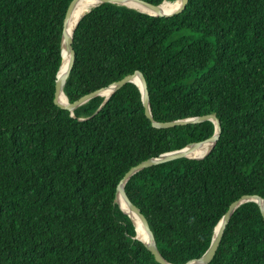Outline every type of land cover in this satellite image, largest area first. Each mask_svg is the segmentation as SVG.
I'll return each instance as SVG.
<instances>
[{
  "label": "trees",
  "instance_id": "1",
  "mask_svg": "<svg viewBox=\"0 0 264 264\" xmlns=\"http://www.w3.org/2000/svg\"><path fill=\"white\" fill-rule=\"evenodd\" d=\"M72 1L0 0V264H161L118 185L139 163L216 131L210 119L154 121L212 113L221 130L205 157L153 164L125 183L163 257L199 258L233 201L264 198V0H189L163 16L104 2L81 18L69 101L141 71L153 118L134 82L73 113L55 102ZM209 264H264L258 202L234 210Z\"/></svg>",
  "mask_w": 264,
  "mask_h": 264
},
{
  "label": "water",
  "instance_id": "2",
  "mask_svg": "<svg viewBox=\"0 0 264 264\" xmlns=\"http://www.w3.org/2000/svg\"><path fill=\"white\" fill-rule=\"evenodd\" d=\"M76 1L77 0H73L71 2L70 6L68 8L66 17H65L64 28H63V37H62V62H61V65H60V68H59V71H58V74H57L56 91H55V102L57 104H59L60 106L71 110V112L73 113V111H74V109L76 107H78L79 105L87 102L90 98H92V97H94L96 95L102 94V95L106 96L105 100H107L112 95V93L115 90H117L119 87L123 86L127 82H134L141 89V92H142V95H143L144 105L146 107L147 115L150 118H153L151 105H150V93H149V89H148V83H147L145 75L141 71H135L134 73H130V74L124 76L123 78L117 80L116 82L112 83L108 87H104L102 89H98L96 91L88 93V94L82 96L79 100H77L75 102H70L69 99H68L67 103H63V102H61L59 100L62 92H65L64 91V86L66 84L67 77H68V75H69V73H70V71H71V69L73 67L74 59H75V51H74V47H73V38H74L75 30L73 31L72 36L69 38L68 34H67V24H68L70 15H71V11H72ZM122 1L123 0H100L99 4L104 3V2H112V3L121 4V5H126V4L122 3ZM135 1H138V2L142 3L145 6H148L149 8L153 9L155 12L151 13V12L143 11V10L138 9L136 7H132V8L138 9L139 11H142V12H145V13H148V14H151V15L163 16V15H173V14L182 12L184 10V8L186 7V5H187L189 0H182L181 4L179 5V7H177L176 9H174L171 12H162L160 10L161 4L164 1H166V0H164L160 4H154V3L148 2L146 0H135ZM99 4H97V5H99ZM97 5H95V6H97ZM126 6L131 7L129 5H126ZM90 10H88V12ZM85 14H83L82 17ZM81 18L79 19V21L81 20ZM79 21H78V23H79ZM78 23H77V25H78ZM64 41H66L67 47H68V50H69V63H68V67H67L66 71L65 72H61V68H62V65H63ZM138 76L141 77L142 84L136 81V77H138ZM108 88L111 89V92L109 94L104 93V90H106ZM67 98H68V96H67ZM206 119L213 120L216 123V131L211 137H209V138H207V139H205L203 141H197V142L190 143L189 145H187V146H185V147H183L181 149H176V150H172V151H169V152L162 153L158 157H152V158H150L148 160H145V161L139 163L137 166H134V167H132L129 170V172L126 174L125 178L118 185L117 196H116L117 202L119 203L120 207L126 213L129 214V216L131 217L132 221L134 222V219H133L131 213L129 211H126L122 207L121 201L119 200L118 194H119V191H121V194L123 195V197L128 202L131 211L137 213L141 217V221L143 222V226L145 227V229L147 230V232L151 236V242L147 243L145 240H143V239H141L139 237L138 231H137V227H136V223L134 222L135 228H136V233H137L136 237L141 239L147 245L149 250H151V252L154 254L156 260L158 262H160L161 264H174V263H171V262L167 261L163 257V255L161 254V252H160V250H159V248L157 246L156 239L154 237L153 231H152V229L150 227V224H149V221H148L147 217L141 212L140 208L136 204H134L131 201V199L129 198V196H128L126 190H125V183H126V181L129 179V177L132 174H134L138 170H141V169H143L145 167H148V166H151L153 164L169 161V160L180 158V157H189V158H203V157H205L207 154L202 156V157H191V156L188 155V153L191 152L194 148H196L199 144H201L204 141H213L214 142L213 147H214L216 142H217V140H218V137L220 135V130H221V122H220L219 118L215 114H212V113L205 114V115H202V116L187 117V118L171 120V121H163V122L154 121L153 124L155 126L171 127V126H175V125H179V124H187V123H191V122H199V121L206 120ZM251 200L256 201V202L259 203L261 211H262V214L264 216V198L262 196L258 195V194H246V195H243L241 198H239V199H237V200H235V201H233L231 203L228 211L224 214V216L219 220V222L215 226L214 235H213L211 244H210L209 248L206 250V252L201 257L193 259V260H190V261H188L186 263H182V264H209L211 262V260L213 259L214 255H215V253H216V251H217V249H218V247H219V245L221 243L222 237L224 235V232H225V229L227 227V224H228V221L230 219L231 214L241 204H243V203H245L247 201H251Z\"/></svg>",
  "mask_w": 264,
  "mask_h": 264
},
{
  "label": "bare ground",
  "instance_id": "3",
  "mask_svg": "<svg viewBox=\"0 0 264 264\" xmlns=\"http://www.w3.org/2000/svg\"><path fill=\"white\" fill-rule=\"evenodd\" d=\"M182 0H166L164 1L161 6L160 10L162 12H171L179 5L181 4ZM100 0H77L72 11L71 15L67 24V34L70 38L72 36V33L74 29L77 26V23L79 19L82 17L83 14L88 12L91 8H93L95 5L99 4ZM122 3L129 5L131 7H136L138 9H141L146 12L154 13L155 11L148 6L143 5L142 3L135 1V0H123ZM69 63V50L67 47L66 41H64V49H63V65L61 68V72H65ZM136 81L142 84V79L140 76L136 77ZM111 92V89L108 88L104 90V93L109 94ZM59 100L63 103L68 102V98L66 96L65 92H62ZM214 142L213 141H206L199 144L196 148H194L191 152L188 153L191 157H202L209 153V151L213 148ZM119 200L121 201L122 207L129 211L134 219V222L136 223L138 235L141 239L145 240L147 243L151 242V236L143 226V222L141 221V217L135 213L132 212L130 209V206L126 199L121 194V191H119L118 194Z\"/></svg>",
  "mask_w": 264,
  "mask_h": 264
}]
</instances>
